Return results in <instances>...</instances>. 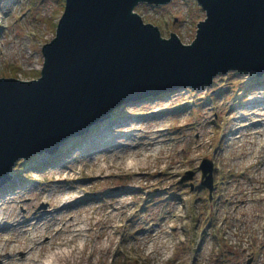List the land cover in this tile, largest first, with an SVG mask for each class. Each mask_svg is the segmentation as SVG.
Here are the masks:
<instances>
[{
    "label": "rangeland",
    "instance_id": "1",
    "mask_svg": "<svg viewBox=\"0 0 264 264\" xmlns=\"http://www.w3.org/2000/svg\"><path fill=\"white\" fill-rule=\"evenodd\" d=\"M32 1L3 0L0 4V77L31 80L33 67L41 64V47L54 36L62 1ZM189 8L177 0L165 7L137 8V12L144 23L159 26L162 37L173 32L182 44H189L195 23L204 19L199 8L193 4ZM165 20L167 26L163 29L160 23L166 25ZM26 48H30L32 57L28 58ZM213 78L206 88L186 87L148 101L134 99L124 106L129 112L158 110L150 118L143 116L136 121L135 116L114 110L116 123L125 124L123 128L119 124L106 129L107 125L101 127L99 122L97 129L94 126L95 130L88 131L86 141L98 143L112 131L110 141L118 149L107 148L93 157L95 160L75 161L72 156L76 159L82 148H73L55 167L28 168L32 171L24 173L20 168L18 173L22 172L25 180L17 179L15 189H11L14 194L0 192V218L11 225L22 222L23 215L29 222L21 225L22 230L16 227L0 232V261L25 263L24 259L17 260L26 254L16 249L22 243L28 244L24 229L35 228L42 240L44 230L31 226L32 218L53 208L60 193L68 192L70 187L74 191L75 187L84 188L85 195L53 214L59 217V223H65L67 215L80 220L83 211H91V207L97 213L105 212L110 204L115 209L124 205L125 214L114 212L104 217L102 224H112L111 228L104 227L97 236L92 235L87 254L75 256L67 264H244L249 256L254 257L252 264H264V150L259 146L264 145V123L241 127L259 119L264 122V89L260 88L264 84L251 88L245 85L246 77L236 72L215 74ZM185 102L192 105L181 109ZM175 105L178 108L173 110ZM215 114L219 127L209 123ZM171 125L177 141L166 142L164 133L152 140L153 130ZM122 130L133 136L123 137ZM118 142L123 145L118 146ZM134 142H139V147L133 148ZM202 159L213 163L211 200L206 188L200 186L198 167ZM108 165L112 167L108 169ZM12 168L15 174L17 167ZM187 172H192L191 176L182 181ZM141 190L147 194H141ZM91 200L84 207L83 203ZM130 202L133 205L129 207L126 204ZM128 209L134 212L132 220ZM39 220L41 224L42 217ZM153 225V232H149L148 226ZM103 242L106 251L98 249ZM91 243L94 245L90 248ZM45 250L42 244L31 251V256L41 259Z\"/></svg>",
    "mask_w": 264,
    "mask_h": 264
},
{
    "label": "water",
    "instance_id": "2",
    "mask_svg": "<svg viewBox=\"0 0 264 264\" xmlns=\"http://www.w3.org/2000/svg\"><path fill=\"white\" fill-rule=\"evenodd\" d=\"M170 0H65L36 81L0 78V181L19 157L54 151L139 96L264 71V0H196L205 12L182 45L133 13Z\"/></svg>",
    "mask_w": 264,
    "mask_h": 264
},
{
    "label": "bare ground",
    "instance_id": "3",
    "mask_svg": "<svg viewBox=\"0 0 264 264\" xmlns=\"http://www.w3.org/2000/svg\"><path fill=\"white\" fill-rule=\"evenodd\" d=\"M103 146H105L104 143L98 144V148H100V150H102ZM124 163H126V160H124ZM109 165L108 169L112 167ZM67 193H70V191L59 194L57 203H54L55 206L53 205L55 208L57 207L56 209L53 207L49 210H44L41 224L39 221H37L34 223V225H31L43 228L42 230H44V238L42 240H39L38 235H36L37 231L35 228L33 230L30 227L24 229V231L27 233L28 244L25 246L24 243H22L16 246V249H18L19 252H24L27 256L22 255V257L17 261H22L24 259L25 263L23 264H67L68 261L74 259L75 256L81 258L80 256L86 255L87 251L89 250V248L87 249V243L89 242L90 237H92V235L97 236L98 231H104V227L107 230L111 228L112 224L103 225V220L114 212H119L121 215L125 214L124 205L115 209L114 206L110 204V210L107 209L105 212L101 213H97V210H95L94 207L90 208L91 211L85 209L83 211L85 215L80 220H77L73 215L70 217L67 215L66 222L61 224L59 223V217L55 218L53 217V214L56 211L63 210L68 204L73 202L74 195H68L65 198H61L62 195ZM50 194L51 192L48 193L47 196ZM86 206L87 205H84V207ZM10 209H12V207ZM2 219L3 218L1 217L0 220L2 221ZM113 229H117V226H114ZM21 230L19 233H21ZM42 244L46 245V250L42 252V258L37 259L32 257L31 251H33L34 248L40 249ZM92 245L94 244L91 243L90 248ZM106 248V242H103L98 247L99 250L104 251H106ZM1 251L2 250H0V258L2 257ZM26 261L28 262L26 263ZM0 264L3 263L0 261Z\"/></svg>",
    "mask_w": 264,
    "mask_h": 264
}]
</instances>
